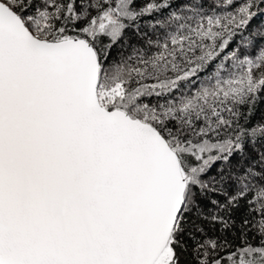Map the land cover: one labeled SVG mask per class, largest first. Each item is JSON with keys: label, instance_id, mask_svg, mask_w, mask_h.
Segmentation results:
<instances>
[{"label": "snow or ice", "instance_id": "obj_1", "mask_svg": "<svg viewBox=\"0 0 264 264\" xmlns=\"http://www.w3.org/2000/svg\"><path fill=\"white\" fill-rule=\"evenodd\" d=\"M257 18L0 0V264H264Z\"/></svg>", "mask_w": 264, "mask_h": 264}, {"label": "trees", "instance_id": "obj_2", "mask_svg": "<svg viewBox=\"0 0 264 264\" xmlns=\"http://www.w3.org/2000/svg\"><path fill=\"white\" fill-rule=\"evenodd\" d=\"M261 19H264V18H257V20L254 23H259ZM259 115H260V113H257V118H259Z\"/></svg>", "mask_w": 264, "mask_h": 264}]
</instances>
